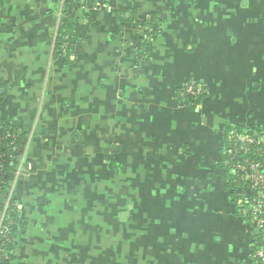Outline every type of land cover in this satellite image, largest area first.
<instances>
[{
    "label": "crops",
    "instance_id": "crops-1",
    "mask_svg": "<svg viewBox=\"0 0 264 264\" xmlns=\"http://www.w3.org/2000/svg\"><path fill=\"white\" fill-rule=\"evenodd\" d=\"M65 2L0 0V126L23 146L10 264H254L251 190L218 162L226 130L264 126V0Z\"/></svg>",
    "mask_w": 264,
    "mask_h": 264
},
{
    "label": "trees",
    "instance_id": "trees-1",
    "mask_svg": "<svg viewBox=\"0 0 264 264\" xmlns=\"http://www.w3.org/2000/svg\"><path fill=\"white\" fill-rule=\"evenodd\" d=\"M76 0H66L63 6V11L69 13L75 7ZM147 28L146 34L140 43V48L143 53H146L149 42L155 37L157 24L153 21H146L144 24ZM73 39V33L67 20H63V24L58 28L54 50L56 54L62 53V46L65 45V50L68 49V43ZM140 51V50H139ZM198 82V81H197ZM199 83V82H198ZM201 85V84H200ZM201 91L198 94L192 95L184 91V86L176 91V99L178 103L186 105L190 108H195L205 96V87L201 85ZM17 128L12 125L0 126V151L3 153L2 172H0V179L3 180L1 184V191L7 189L9 181L12 179V166L10 165L11 159L16 157L23 149V146L18 142L15 134ZM245 134L252 137L255 141L258 139L264 140V126H234L225 132V143L221 151V159L218 166L223 170L225 176V187L230 189L232 193L236 192L239 187L249 188L251 183L246 177L247 172L237 169L238 164L248 162H258L260 169L264 172V146L260 143L254 142L248 147H242L238 136ZM264 190L252 188L251 194L247 200H242L239 204L240 213L247 218H252L250 214V205L254 199L259 198L260 192ZM11 210L8 212L7 224L9 226V241L5 243L6 258H0V264H10L12 259V248L16 232L18 230V218L16 215V205L12 198ZM264 212V211H263ZM264 240V232L259 234L254 242V249H256ZM258 262L255 259V263Z\"/></svg>",
    "mask_w": 264,
    "mask_h": 264
},
{
    "label": "built area",
    "instance_id": "built-area-1",
    "mask_svg": "<svg viewBox=\"0 0 264 264\" xmlns=\"http://www.w3.org/2000/svg\"><path fill=\"white\" fill-rule=\"evenodd\" d=\"M184 91L195 95L201 91L202 86L196 80H189L184 85ZM16 136L18 134L15 132ZM240 144L242 147H248L250 144L257 142V144H262L264 146V140L257 139L256 141L245 134H240L238 136ZM22 151L18 156L22 155ZM17 156V157H18ZM3 153L0 151V172H2V161ZM12 160L10 165L12 166ZM13 168V166H12ZM237 169L247 172L246 177L249 179L250 190L252 188L262 189L264 187V172L260 169V164L258 162H248L245 161L244 164H238ZM17 170L13 168L12 170V179L9 181V186L7 189L1 191V184L3 180L0 179V258H6L5 243L9 241V226L7 224L8 212H10L11 202H12V191H13V182L16 177ZM263 191V190H262ZM264 201L261 196L254 199V202L250 205V214L257 219L261 225L262 232H264ZM254 256L258 264H264V240L261 244L254 250Z\"/></svg>",
    "mask_w": 264,
    "mask_h": 264
}]
</instances>
